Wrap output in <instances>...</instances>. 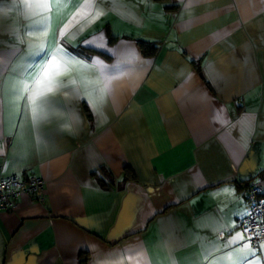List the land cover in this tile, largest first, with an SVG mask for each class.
<instances>
[{"label": "crops", "instance_id": "1", "mask_svg": "<svg viewBox=\"0 0 264 264\" xmlns=\"http://www.w3.org/2000/svg\"><path fill=\"white\" fill-rule=\"evenodd\" d=\"M67 2L44 36L0 0V174L45 180L0 212V264H264L237 224L264 189V0H98L61 36ZM41 40L71 59L34 117Z\"/></svg>", "mask_w": 264, "mask_h": 264}, {"label": "snow or ice", "instance_id": "2", "mask_svg": "<svg viewBox=\"0 0 264 264\" xmlns=\"http://www.w3.org/2000/svg\"><path fill=\"white\" fill-rule=\"evenodd\" d=\"M68 6L67 0H23L22 3L25 13L30 19L38 18L34 22L40 26L39 30L44 36L48 34L47 29L52 13L55 12L58 16L62 15ZM77 8L79 10L73 13L68 22L60 30L61 36L65 35L75 23H79L81 20H88L94 9L95 13L91 15L92 20L101 14L98 10V0H84V3L77 5ZM88 22L90 23L91 20H88ZM30 47L36 48L38 52L45 53V63L40 65L35 71L31 77V83H24L20 88L21 93L27 94V96L21 95L20 99L30 101L32 113L35 117L38 115V101L43 103L46 95L59 86L57 77L68 70L71 58L65 49L59 45L55 50L48 51L46 43L43 40L38 44L30 45ZM72 82L75 83V81ZM244 238V234L239 233L233 241H229V244L234 243L235 240H243ZM261 247H264V245H261Z\"/></svg>", "mask_w": 264, "mask_h": 264}, {"label": "built area", "instance_id": "3", "mask_svg": "<svg viewBox=\"0 0 264 264\" xmlns=\"http://www.w3.org/2000/svg\"><path fill=\"white\" fill-rule=\"evenodd\" d=\"M241 188L245 193L246 213L237 219V224L243 228L251 247L258 249L264 242V189L253 181L242 183ZM24 195L43 202L45 180L34 174H0V212L12 211Z\"/></svg>", "mask_w": 264, "mask_h": 264}, {"label": "trees", "instance_id": "4", "mask_svg": "<svg viewBox=\"0 0 264 264\" xmlns=\"http://www.w3.org/2000/svg\"><path fill=\"white\" fill-rule=\"evenodd\" d=\"M139 44H140V46H141V48H142V52L144 53V54H148V51L146 50V44H145V42H143V41H139Z\"/></svg>", "mask_w": 264, "mask_h": 264}]
</instances>
